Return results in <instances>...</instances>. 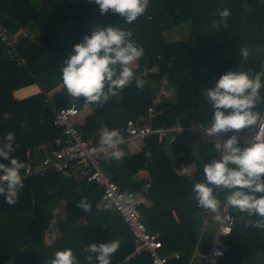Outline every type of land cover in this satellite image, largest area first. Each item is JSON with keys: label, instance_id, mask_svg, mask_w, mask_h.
Returning <instances> with one entry per match:
<instances>
[{"label": "trees", "instance_id": "trees-1", "mask_svg": "<svg viewBox=\"0 0 264 264\" xmlns=\"http://www.w3.org/2000/svg\"><path fill=\"white\" fill-rule=\"evenodd\" d=\"M224 8L231 13L226 18V24L221 21L218 11ZM252 13L264 20V7L260 6L258 0H150L144 15L128 24L119 14L109 12L101 15L94 0H43L39 8H35L30 0H0V24L6 28L12 30L16 21L22 26L33 21L35 25L47 30L37 35L34 41L21 40L15 44L19 53L26 58L24 66H18L8 58L5 48L9 45L0 39V144L4 143L8 132L14 133L15 151L12 155L25 165L28 149L35 158L34 148L40 142L47 141L48 149L53 147L59 128L52 122V104L44 102L46 94L35 76L61 65L63 52L58 54L54 48H62L57 47L51 39L56 33V25L67 17L81 21L72 27V35L77 43L82 41L85 34L91 33L85 21L92 19L102 21L104 26L116 25L131 30L135 42L144 48V55L140 59L146 61L147 67L157 63L162 73L166 70L169 72V87H174L173 97H167L158 105L159 110L153 121L160 124L171 123L177 118L211 119L213 109L206 101L204 89L213 87L223 73L236 71L241 60L239 50L244 47L242 32L246 30L245 21ZM187 19H191L192 23L185 39L165 40L163 31L168 27V21L177 25ZM207 27L214 32L215 38L209 40ZM243 71H264V65L260 61L248 60ZM148 76L158 79V75ZM120 93L121 98L117 102L97 105L93 109L101 112L106 106L115 109L112 118H106L103 123L109 129H119L125 133L128 130L127 120L131 117L138 119L151 104L152 95L145 87L138 89L135 80ZM260 93L264 96V88H261ZM51 99L56 108L73 103L64 85ZM263 105H258L257 110L261 111ZM85 110H81L75 117L76 125L85 138L97 141L101 122L91 115L87 116L90 117L86 121H79L86 116L82 115ZM7 112L10 114L4 115ZM197 137L199 146L195 155L193 149ZM203 137H206L203 131L198 134L185 132L167 146L158 143L155 137H149L141 141L143 144L139 151L131 153L124 147L121 150L125 153L122 159H113L110 163L106 160V165L113 169L122 186L134 193L148 229L159 234L161 252L179 253L176 258L167 255V264L187 263L196 242L197 251L206 253L214 238V233L207 227L208 221L198 237L194 233V237L188 239L186 234V230L191 228L188 223L192 220V212L197 208L194 199L191 211V199H188L193 185L203 181L204 164L219 158L214 141L206 143ZM38 149L43 158L44 150L40 146ZM34 163L38 162L35 160ZM144 168L150 176V185L146 190L142 188L141 182L132 180V176ZM21 176L24 187L17 203L9 205L4 196L0 195V264L13 249L11 245L18 242L22 230L32 231V237L23 240L22 246L27 245L25 250L21 246L11 253L16 257V264H48L56 251L68 248L72 249L78 264H89L86 260L88 253L84 251L86 245H98L116 239L121 243L111 257V264H152L148 253L124 261L125 255L133 248V236L114 210L100 208L101 211H96L98 207L95 203L102 189L94 181L76 182L72 175L53 169L27 173L24 168ZM216 194L225 204L227 192L217 190ZM82 197H86L91 204V212L86 213L77 207ZM61 200L65 201L64 204H60ZM50 203L62 206L67 221L60 225L62 235L52 245L46 246L47 255L43 254L45 257L39 258L44 249L39 250L33 246L38 242L35 230L39 225V208ZM229 209L235 224L231 233L224 237L227 250L214 264H258L253 256L264 253V229L248 227L249 217L246 213ZM199 210L201 215L205 213ZM82 216L84 222L75 225ZM30 251L35 256L33 261L26 259ZM78 251H82L83 256L79 257ZM90 264H98V261L93 258Z\"/></svg>", "mask_w": 264, "mask_h": 264}, {"label": "clouds", "instance_id": "clouds-1", "mask_svg": "<svg viewBox=\"0 0 264 264\" xmlns=\"http://www.w3.org/2000/svg\"><path fill=\"white\" fill-rule=\"evenodd\" d=\"M150 0H94L101 15L109 12L119 14L125 23L131 24L144 15ZM219 11L221 21L226 24L230 10ZM242 61L248 60L250 50L241 47ZM144 55V48L133 39L131 30L118 26L93 27L81 42L73 45L72 52L62 61L60 68L64 88L73 103L83 99L87 105L103 106L124 87L135 80L138 89L145 87L146 81L133 70V65ZM264 55V54H263ZM264 71L252 73L243 70H229L215 81L213 87L204 89L206 101L211 105V119L202 125L203 133L214 138L219 153L218 159L204 164L202 182L193 185L197 207L205 213L214 214L213 219L222 221V202L216 191H226L225 203L240 213H246L247 226L264 229V140L242 146L239 134L245 129L256 127L262 120L257 106L264 104L260 90L264 88ZM229 133H231L229 135ZM15 134L8 132L4 143L0 144V195L9 205L18 202L23 189L21 170L25 164L12 153ZM102 145L114 148L106 160H120L125 155L118 149L123 142L119 129L105 128L100 134ZM84 212H91V204L86 197L77 202ZM101 211L100 208L96 209ZM259 217L253 220L251 217ZM120 240L86 245V260L93 258L98 264H111V257L120 247ZM48 264H78L72 249L58 250Z\"/></svg>", "mask_w": 264, "mask_h": 264}, {"label": "built area", "instance_id": "built-area-1", "mask_svg": "<svg viewBox=\"0 0 264 264\" xmlns=\"http://www.w3.org/2000/svg\"><path fill=\"white\" fill-rule=\"evenodd\" d=\"M0 39L9 45L5 50L8 58L15 61L18 66H24L26 58L19 53L14 39L2 24H0ZM260 63L264 65V55ZM140 74L143 76L158 75V86L147 110L139 115L138 119L131 117L127 120L128 130L121 133L123 142L118 145L119 150L124 147L136 146L138 142L149 137H155L158 143L167 146L180 134L185 132L198 134L203 131L201 126L210 119L177 118L171 123L155 124L153 120L158 113V105L162 100L171 97L170 92L166 91L167 86L170 85L169 72L166 70L162 73L159 64L155 63L142 70ZM44 102L52 104L54 111L52 122L59 128V131L54 137L52 148L48 149L45 144L40 145L44 150L40 162L34 163L35 158L30 150L26 151L25 171L29 173L32 171L43 172L46 169H53L58 172L68 170L76 182L94 181L102 189L99 200L106 201L111 205V209L124 220L133 236V248L125 255L124 261H130L148 253L152 264H167L168 256L160 250L162 242L158 237L159 234L148 229L137 206L134 193L122 186L113 169L106 165V156L116 149L102 145L100 137L97 141H94L93 138H85L83 132L76 125L75 117L81 110L95 108L97 105H87L82 101L79 106L72 103L69 106L56 108L49 96H45ZM261 113L264 115V105ZM5 115L8 116L9 114ZM39 115L42 116V113ZM105 128L109 129L105 123L101 122L98 132L101 134ZM245 134L249 135V138ZM245 137L248 140L247 145L264 140V120L256 127L245 129L240 133L241 143ZM146 186L148 188L149 183ZM234 224L235 218L229 207L225 206L222 212V221L216 229L210 249L206 253H199L195 249L192 256H201L204 264H214L227 250L224 237L231 233ZM1 264H16V257L14 254H9Z\"/></svg>", "mask_w": 264, "mask_h": 264}, {"label": "crops", "instance_id": "crops-1", "mask_svg": "<svg viewBox=\"0 0 264 264\" xmlns=\"http://www.w3.org/2000/svg\"><path fill=\"white\" fill-rule=\"evenodd\" d=\"M42 1L43 0H30V2L32 3V5L35 8H39L42 5ZM264 7V6H263ZM77 22H81V21H77L76 19H74L73 17H67L66 19L60 21L57 25H56V33L54 34L53 38L51 39V41H54L56 46H60V48H62V50H59L58 48H54V51H56L58 54L63 52L62 55V61L67 58V56L72 52L73 49V45L76 44V40L72 35V27L75 23ZM85 23H88L90 30H92L93 27L98 26V24L100 26H104L103 22L98 20V19H92L90 21H85ZM191 19H187L177 25H172L170 24V22L168 21V27L163 31V35L165 40L167 41H178V40H183L187 37L190 29H191ZM245 25H246V30H243L242 32V38L244 43H242L244 45V47H246L247 49L250 50V57L248 60H250L251 58V50H252V46L256 43H264V20L261 19L260 17H257L254 13L251 14V16H249V19H247L245 21ZM15 26L12 30L8 29L11 37L14 39L15 44H17V42L19 43L21 40H28V41H34L37 35H41L45 32H47L46 29H43L37 25H35L33 23V21H29L27 22V24L25 26H22L19 22H15L14 25ZM260 26L262 32L261 35L259 32L256 31V28ZM206 32L208 34V38L213 39L215 38V34L214 32H212V30L209 29V27H207ZM17 47V46H16ZM6 49V48H5ZM6 54V52H5ZM248 60H244L242 61V58L240 60V64L236 67V71L238 70H243L244 65L247 63ZM146 61L143 59H139L138 61H136V63L133 65V70L136 73L137 76H139L141 79H143L144 81H146L145 84V88L148 89L151 93V95L153 96L154 91L156 90L157 86H158V82L156 79H152L150 76H143L141 75V71L144 70L145 68H147V64L145 63ZM62 66L61 65L58 68L52 69L50 71L47 72H43V73H38L35 77L39 83V85L42 87L43 91L45 92L46 96H49L52 98V96L59 91L62 87H63V82L60 80V68ZM173 86H167L166 91H169L171 96L173 97ZM121 92V91H120ZM121 98V93L111 97L107 103L109 102H117L118 100H120ZM93 109V108H92ZM91 108H87V110L83 111L82 115H86L84 117H82L81 120L79 121H86L88 115H91L92 117H95L96 120L99 122H103L105 121L106 118H112V115L115 111V109H112V107L110 106H106V109H104L103 112H101L99 109H93ZM24 111V110H23ZM5 114H10V113H4ZM203 137V139H205L206 143L214 141V138H207ZM198 137L196 139V143H194V149L193 152L195 153V155H197V150H198ZM47 141H43L40 142L39 145H36L34 150H37L39 148V146L41 144H45L47 146V143H45ZM247 138L245 137L243 139V142L241 144H244L245 146L247 145ZM141 142H138L136 146H130L129 152H137L141 149L142 147ZM37 147V148H36ZM42 148V147H40ZM150 177L149 173L147 170L145 169H139L133 176H132V180L134 182H141L144 185H146L148 183L147 178ZM150 185V183H149ZM144 190L148 189L147 186L142 187ZM64 200H61L60 204H64ZM96 207L98 208H106V209H111V205L106 202V201H100L99 199L96 201ZM173 215L176 217L175 211H173ZM67 221V214L66 211L64 209H62V206H56L53 205L52 203L44 205L42 207L39 208V225L37 226L36 231V237H37V243L36 245L34 244L33 246L35 248H38L39 250L44 249L40 255L39 258L41 257H45L43 256V254L47 255V245H52L54 241H56L59 236L62 235V230L60 225L64 224ZM84 222V217H80L79 220L75 223V225H77V223H81ZM22 235L27 236L28 240L31 239V233L32 231H27L26 230H22ZM29 233V235L27 234ZM35 233V232H34ZM201 235V233H200ZM27 247V245H23L22 249L25 250V248ZM31 250V249H30ZM178 253V252H176ZM176 253L175 255H178ZM11 254V252H10ZM193 254V253H192ZM15 256V255H14ZM50 256V255H48ZM179 256V255H178ZM177 256V257H178ZM34 255L32 253V251L29 252L28 256H26V259H31L32 261L34 260ZM170 258V256H169ZM176 258V257H175ZM254 261L256 263H261L264 264V253H256L254 256ZM37 262V261H34ZM183 264H204L203 258L201 256H196L192 259V255L190 256L189 261Z\"/></svg>", "mask_w": 264, "mask_h": 264}, {"label": "rangeland", "instance_id": "rangeland-1", "mask_svg": "<svg viewBox=\"0 0 264 264\" xmlns=\"http://www.w3.org/2000/svg\"><path fill=\"white\" fill-rule=\"evenodd\" d=\"M256 31L259 32V33L262 32L261 27L258 26L256 28ZM260 35H261V33H260ZM242 43H244V41ZM245 135L249 138V135H247V134H245ZM241 145L242 146H245L244 144H241ZM34 156H35L36 162H40L41 161V157H42L41 150H39V149L35 150ZM190 178L193 179V175H191ZM147 180H148V183H150V177H148ZM144 186L146 187V185H144ZM144 186L142 184V187H144ZM188 199H191L190 207H191V211H193L192 210V205L194 206L193 200L195 199V193L193 191L191 192V196H189ZM225 206H227L226 203L225 204H222V207H221V215H222V212H223V209H224ZM199 209L200 208L197 207L196 210L194 212H192V220L188 223V226L191 227V228L186 230V234H187V231H191V232H193V234L194 233L195 234L197 233L196 236L198 237L200 235V233L203 232V230L205 229V225H206V223L208 221V226L207 227H208V229L210 228V231H212L214 233V236H215L216 229L219 226L220 222H217V221H215L213 219V215L214 214L204 213L203 215H201V212H200ZM195 212H197V213L200 212V213L199 214H196ZM27 234L29 235V233H27ZM27 239L28 238H26L24 235H21L20 234L19 239H18V242H16L13 245H11V247L13 248L11 250V253L12 252H15L18 249H20L21 246H22V244H23V240H27ZM197 246H198V243L196 242V244L194 246V249H196V251H197ZM173 253H176V252H169L166 255H168L170 257H174V254ZM176 254L179 255V253H176ZM178 255H175V257H177ZM78 256L79 257L83 256L82 251H78ZM194 257L192 256V259ZM188 261H189V259H188Z\"/></svg>", "mask_w": 264, "mask_h": 264}, {"label": "water", "instance_id": "water-1", "mask_svg": "<svg viewBox=\"0 0 264 264\" xmlns=\"http://www.w3.org/2000/svg\"><path fill=\"white\" fill-rule=\"evenodd\" d=\"M264 54V43H256L252 46V50H251V58L250 61L251 62H257L260 61L261 57ZM82 103L81 99H78V102L75 103V105L79 106ZM63 174L70 176L71 172H69L68 170H64L62 171ZM202 233V232H201ZM187 237L188 239H192L194 237L193 232L191 231H187Z\"/></svg>", "mask_w": 264, "mask_h": 264}, {"label": "flooded vegetation", "instance_id": "flooded-vegetation-1", "mask_svg": "<svg viewBox=\"0 0 264 264\" xmlns=\"http://www.w3.org/2000/svg\"><path fill=\"white\" fill-rule=\"evenodd\" d=\"M258 3L260 4V6H264V0H258Z\"/></svg>", "mask_w": 264, "mask_h": 264}]
</instances>
